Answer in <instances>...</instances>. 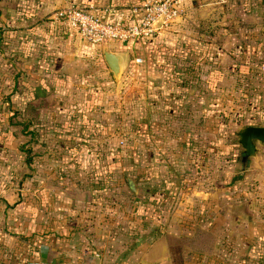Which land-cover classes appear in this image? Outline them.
Returning <instances> with one entry per match:
<instances>
[{"label": "rangeland", "instance_id": "374dc122", "mask_svg": "<svg viewBox=\"0 0 264 264\" xmlns=\"http://www.w3.org/2000/svg\"><path fill=\"white\" fill-rule=\"evenodd\" d=\"M190 2L186 19L175 21L176 23L171 25L165 35L160 34L155 37L153 40L157 41L153 44L151 52L148 56L143 55L139 64L131 65L128 61L127 67L115 82L114 78L108 75L103 59H99V64L103 66V77L97 78V81L87 80L85 85L72 86V89L69 85L65 86L69 88L65 91L76 96L78 102L69 104L63 122L58 120L54 123L46 117L38 132L33 131L29 134H21L20 124L10 125L5 119L11 115V112L2 102V96L12 92L10 93L12 106L21 108L23 106L20 100L21 93L23 95L28 93L29 96V89L32 86L27 75H24L23 79L19 78L18 84L13 87L15 90L11 91V76L16 72L15 66L23 73L31 71L32 66L26 67L22 64V60L16 59V65L11 67L10 62L5 59H14V54L15 56L18 54L16 47L21 44L15 24L11 21L6 22L8 30L2 31L0 40V48L3 51V55L0 54V180L3 184L1 188L11 180L13 185L10 186L16 188V184H19L17 178L22 177V174H30L32 169H34L33 174L38 170L40 174L55 175L57 189L64 188L70 196L75 195L71 194L74 188L79 190L75 195V201L82 203V211L72 213L74 215L69 216L68 222L80 217L83 221L111 223L115 226L113 231L117 241L115 246L118 250L125 251L133 247L132 236L139 233L138 229L148 233L152 230L150 225L154 228L158 224L157 218L154 217L161 218V212L171 211L177 191L190 185L192 180H199L203 187L207 182L227 185L235 175L237 146L233 142V131L239 126L264 125V76L260 73L264 72L262 67L264 65L254 64L258 60L264 64V52L263 48L259 47L257 52L250 53L254 66L249 67V71L238 66L232 71L225 70L226 73L223 70L219 72L215 66L213 68L211 64L206 63L205 56L201 53L195 58L196 60H188L183 54L178 58L186 59L185 62H190L193 67L187 75L184 73L179 75L182 79H176L178 71L175 70L176 72L173 73L172 60L177 58L174 53L177 45L173 35L174 30L193 27L194 16L191 10L193 5ZM243 2L244 0L242 4ZM256 3V14H262L264 0H257ZM16 8L18 6L13 0L1 2L2 18L10 17L16 12ZM253 9L255 7L249 3L237 8L238 12H243L247 16L246 21L241 20L243 27L254 26L250 20L255 15ZM204 11L205 9L201 7L198 16L203 15ZM212 13L217 15L214 11ZM258 22L260 23V17ZM237 24L239 22L234 21L230 27ZM205 27L204 22L203 28ZM261 30H264L263 25ZM169 32L170 40L163 41L160 36L167 38ZM251 40V46L257 43L258 46L261 43L259 38H251ZM79 42L83 44L80 40ZM27 43L30 41L27 40ZM199 43L205 42L199 41ZM254 49L257 50L256 47ZM229 57L234 59L233 55ZM238 62L232 63L238 64ZM223 75L225 81L220 80ZM184 77L187 80L193 79L190 82L191 86L183 87V93L189 98L183 108L187 112L164 114L159 110L160 104L167 105L163 103L165 97L168 99L167 106H172V96L177 95L175 92L178 90L173 89L176 88L175 80L181 82ZM207 79L215 80V83L213 81L206 83ZM153 94L157 101L152 102L150 114L147 100L152 98ZM25 101L23 100V103ZM179 102L181 100L177 101L178 104ZM207 109L209 113L206 112ZM94 111V115L88 118ZM11 120L19 122L20 115L13 116ZM31 128L32 126L28 130H32ZM190 142L192 145H188ZM21 144L24 147L31 146L30 153L37 152L36 147L32 149L33 144L40 145L38 153H45V158L37 161L32 156V163L28 166L25 161L27 154L19 147ZM186 145L188 146L185 148ZM188 154L193 155L195 159L197 157L200 164L192 166L184 164L183 159H188ZM160 173L171 175L167 188L168 190L171 188L168 193L172 191L175 192L174 195L169 194L168 197H171L167 199L164 197L162 201L149 200L148 196L144 198L142 190L145 177L151 176L158 180ZM48 175L34 179L37 185L43 183V191L51 180ZM125 176L132 178L137 184L136 187L140 189L139 196L137 193L135 194L137 197L132 196L128 191ZM29 177L30 175L21 183L22 185L20 184L23 190L28 191L31 188L32 176ZM179 179L182 180L180 183ZM153 183L159 184V181ZM156 193L158 194V191ZM165 201L168 203L165 204ZM235 201L238 204L237 199ZM62 216L66 217L65 214H61L60 218ZM220 229L221 227H217L213 233L196 229L193 241L188 238L183 243H178L177 238L169 237L168 242L174 243L177 247L183 245L182 257L186 255V260L191 256L202 255L199 259L203 261L205 258L210 264L211 262L244 264L239 259L244 245H233L235 248L233 249L227 243H221L214 249L210 244L213 238L217 240L221 236ZM246 248L247 257H252L246 264H264V258L258 263L255 257L256 254L264 251V245L263 249L258 247L251 251L248 241ZM202 261L199 263L202 264Z\"/></svg>", "mask_w": 264, "mask_h": 264}, {"label": "crops", "instance_id": "0c3cea01", "mask_svg": "<svg viewBox=\"0 0 264 264\" xmlns=\"http://www.w3.org/2000/svg\"><path fill=\"white\" fill-rule=\"evenodd\" d=\"M3 1L0 0V3ZM188 1H191L193 5L191 9L194 16L193 27L174 30L173 36L176 38L177 45L175 50L179 54H185L188 60H196L195 58H198L201 53L205 56L206 63L211 64L213 68L215 66L219 72L223 70L224 73H226L225 70L232 71L238 66L249 68L257 63L260 66L264 65L259 60L253 64L250 58V53L254 54L259 47H262L264 52V30H261V25L264 27V10L262 14H256L257 0H244L243 4L242 0H184V12L175 21L180 22L182 21L180 19L183 21L186 19ZM13 2L18 8L7 19L2 18L3 14L0 9V40L2 31L8 30L6 22H13L18 31L17 36L21 38V44L16 47L18 54L16 56L14 54L15 62L14 59H5L10 62L11 67L16 65V59L22 60V64L26 67L32 66V70L27 73L20 72L21 69L15 66V71L18 72L16 84L19 78L23 79L24 75H27L32 86L29 89V96L28 93L25 95L21 93L20 100L23 106L21 108L12 106V108L18 111L16 115H20V120L30 121L26 129L28 133L38 132L46 117L54 123L58 120L63 122L69 104L78 102L76 96L65 91L69 89L65 87L66 85H69L70 89L72 86L85 85L87 80L97 81L96 79L103 77L104 73L103 66L99 64V59H103L101 46L81 44L64 26L51 19L52 13L59 8L74 4L106 20L132 22L135 21L132 11L141 4V0H13ZM248 3L255 7L253 9L255 15L250 19L254 26L243 27L241 20L246 21L247 16L243 12H238L237 8L248 5ZM201 7L205 9L204 14L198 16ZM213 11L217 15H213ZM259 17L260 23L258 22ZM234 21L239 24L230 27ZM204 22L206 23L205 28H203ZM167 32L165 31L163 35ZM170 34L169 32L167 38H163L164 36L160 38L164 39L163 41L170 40ZM251 38H259L261 43L258 46V43L251 46ZM27 40L30 43H27ZM142 41L134 40L128 43H108L107 45L112 52L126 53L125 67H127L128 61L131 65L139 64L140 62H135V59L139 58L141 61L143 55L148 56L151 52L153 44L143 45ZM199 41L205 43L200 44ZM183 43L185 45H182ZM0 54L3 55L1 48ZM230 55H233L234 59L229 57ZM186 59L174 58L172 62L175 70ZM233 61L239 62L235 64L232 63ZM104 67L108 75L112 76L105 62ZM260 73L264 76V72ZM220 80L225 81L224 75ZM220 80L217 81L220 82ZM160 81L162 83V80ZM209 81L215 83V80L209 79ZM173 89L178 90L175 92L177 95L172 96V106H167L169 105L168 99L164 97V102H162L167 105L160 104L159 110L164 114L170 111L175 114L187 112L183 108L189 98L183 93L184 89L179 84ZM23 100L26 101L23 103ZM178 100H181L179 104ZM45 101L49 102L45 103ZM153 101H157L154 94L147 100L149 113ZM206 112L209 113V109ZM94 113L95 111L89 113L88 118ZM99 114L103 115L101 112ZM52 125L55 126V124ZM31 126L32 130L29 131ZM21 134H24L22 130ZM39 146L38 144L32 145V149L36 147L37 152L34 151L31 155L37 161L45 158V153H38ZM32 156L29 162H26L28 166L32 163ZM183 162L191 166L200 164L198 158L195 159L193 155H189L188 159H183ZM33 172L34 169L30 174H22V177H18L19 184H16V188L10 186L13 185V180L5 185V189L1 188L3 184L0 180V264H139L140 262L200 264L202 260L199 258L202 255L191 256L186 260V255L182 257L183 245L174 246V243L168 242V239L169 237L177 238L178 243H183L188 238L193 241L196 229L213 233L217 227H221V236L217 240L213 238L210 244L214 249L218 248L221 243H227L233 249H235L233 245H244L242 256L239 258L244 264L249 258L252 259L251 256L248 258L246 253L248 241L250 247L251 244H255L257 249L264 245V148L257 159L251 160L249 168L241 175L240 185L235 190H226L225 185L219 182L210 184L206 180L207 185L203 187L197 179L192 180L186 187L182 186L183 188H180L174 197L175 202H173L174 206L171 211L161 212L162 217L159 218L158 224L154 228L150 225L154 231L149 230L147 233L138 229L139 233L132 236L133 247L125 251L118 250L115 246L117 243L113 236L115 226L111 223L83 221L80 217L68 222L69 216L74 215L75 211L78 213L83 207L81 202L76 203L75 201V195L79 192L77 188L71 191V194L75 195L70 196L64 188L57 189L55 175L40 174L38 170L34 174ZM28 175L32 176V183L30 190L26 191L21 188V183L28 178ZM47 175L51 179L48 181L49 184H53H47V188L43 191V183L37 185L34 179H41ZM170 176L160 173L158 180L151 176L145 177L143 197L148 196L149 200L160 199L162 201L166 197V192L168 193V188L164 191V187L171 180ZM127 178L128 176H125V182ZM155 181H159V184L153 183ZM181 181L179 179V183ZM135 186H137L136 183ZM154 190L158 191V194L153 192ZM132 193L134 195L137 193L139 196V187H136V192ZM235 199L238 204L235 203ZM167 203L165 201V204ZM61 214H65L66 217L60 218ZM256 255L258 263H261L264 251ZM208 262L204 258L202 264H210ZM214 263L211 262V264Z\"/></svg>", "mask_w": 264, "mask_h": 264}, {"label": "built area", "instance_id": "2783aa9c", "mask_svg": "<svg viewBox=\"0 0 264 264\" xmlns=\"http://www.w3.org/2000/svg\"><path fill=\"white\" fill-rule=\"evenodd\" d=\"M184 0H141L133 10L135 21L106 20L98 14L70 4L55 10L51 19L58 22L83 44L101 46L154 39L170 29L184 12ZM135 62H140L139 58ZM264 67V66H262Z\"/></svg>", "mask_w": 264, "mask_h": 264}, {"label": "water", "instance_id": "95a60500", "mask_svg": "<svg viewBox=\"0 0 264 264\" xmlns=\"http://www.w3.org/2000/svg\"><path fill=\"white\" fill-rule=\"evenodd\" d=\"M102 57L112 77L118 80L122 69L126 65L127 55L125 52H112L107 44L101 45ZM233 142L237 146L235 150L234 174H242L249 166L252 159H257L264 148V126L246 125L239 126L233 131ZM130 191L136 192V186L132 179H126ZM139 264H149L140 262Z\"/></svg>", "mask_w": 264, "mask_h": 264}, {"label": "trees", "instance_id": "16d2710c", "mask_svg": "<svg viewBox=\"0 0 264 264\" xmlns=\"http://www.w3.org/2000/svg\"><path fill=\"white\" fill-rule=\"evenodd\" d=\"M154 40L153 39H147V40H143L142 41V44L143 45H145V44H154ZM175 57H182V55L181 54H179L178 53V51L177 50H175ZM183 60V59H182ZM174 66V65H173ZM193 67V64H191L190 62L189 63H186V62H183L182 64H180V66H179V68H177V74H176V79H182V78H180L179 77V75L180 74H183L184 73V75H187L188 73H189V70L191 69ZM173 73L174 72H176L175 71V69L176 68H174L173 67ZM182 69H183V71H182ZM248 70V68H246V71ZM17 77H18V72H16L14 75H12L11 76V85H12V89H11V91L14 89L15 90V88H13L15 85H16V82H17ZM185 77H187V76H185ZM184 77V79L183 80H181V82H180V80H175V86H177L178 84H179V86H181L182 88L183 87H189V86H191V83L190 82H192V80L193 79H190V80H187L186 78ZM208 81H209V79H207V81L205 80V82L206 83H208ZM177 82H180V83H177ZM13 90V91H14ZM10 93H12V92H10ZM10 93H8L7 95H5V96H3L2 97V102L3 103H5V107L6 108H9L10 109V112H11V115L10 116H7V118H6V120H8V122L7 123H9L10 125L11 124H15V123H18V124H20L21 125V130L23 131V133L25 134V133H28V131H26V129L28 128V126L30 125V121L29 120H26V119H22V120H19V122H12V117L13 116H15L16 115V110L15 109H13L12 108V104H11V100H10ZM173 111H170V113H172ZM185 116H187V115H185ZM185 116H184V118H185ZM29 134V133H28ZM20 149L22 150V151H24L27 155L25 156V161L26 162H29V160H30V158H31V153H30V148L27 146V147H24L23 146V144H21L20 146ZM194 148V147H193ZM241 175L242 174H235V175H233L232 177H231V179H230V181L227 183V185H225V189L226 190H235L239 185H240V178H241ZM167 190V185L164 187V191H166ZM171 190V188L169 189V190H167V191H170ZM128 191L131 193V195L132 196H135V197H137L136 195H134L133 193H132V191H130L129 190V188H128ZM153 192H156V190H154ZM173 193V195H174V193L175 192H169V194H172ZM157 194V193H156ZM168 193H166V197H165V199H167V198H170L171 196H169L168 197V195H169ZM153 211V210H152ZM154 218H157V220H158V222H159V217H154ZM252 246L250 247V250L251 251H253V249H257V247H256V245L255 244H251Z\"/></svg>", "mask_w": 264, "mask_h": 264}]
</instances>
